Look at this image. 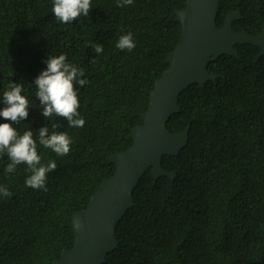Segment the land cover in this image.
I'll use <instances>...</instances> for the list:
<instances>
[{"label":"trees","instance_id":"trees-1","mask_svg":"<svg viewBox=\"0 0 264 264\" xmlns=\"http://www.w3.org/2000/svg\"><path fill=\"white\" fill-rule=\"evenodd\" d=\"M90 0L87 15L61 23L52 0H0V109L4 93L21 88L27 116L10 123L18 135L31 131L38 154L56 161L45 188L25 186L27 164L0 154V264H51L71 249V220L85 209L103 178L115 171L110 155L129 149L131 129L141 125L156 79L170 68L166 58L181 36L176 11L186 0ZM229 11L241 18L235 31L264 29V0H220L221 27ZM131 33L135 47L118 49ZM101 51L97 52V47ZM239 57L221 55L207 70L218 75L204 86L193 83L179 96L180 112L167 129L189 139L162 166L176 173L141 177L129 208L116 227L117 249L104 264H264V55L250 44H233ZM83 70L74 82L85 120L70 128L65 117L44 114L36 79L50 58ZM67 132V155L39 143L40 130Z\"/></svg>","mask_w":264,"mask_h":264},{"label":"water","instance_id":"water-1","mask_svg":"<svg viewBox=\"0 0 264 264\" xmlns=\"http://www.w3.org/2000/svg\"><path fill=\"white\" fill-rule=\"evenodd\" d=\"M219 5L220 0H186L185 7L176 11L181 36L166 58L169 70L155 80L148 108L140 114L143 123L131 129L133 144L110 155L113 175L103 178L87 207L72 216L74 245L63 249L51 264H104L118 247L116 227L133 207V192L146 171L151 169L155 180L175 181L176 173L166 171L162 159L177 156L188 143L190 125L178 133L167 129L170 116L181 110L180 94L193 83L203 87L215 81L218 75L210 74L207 65L221 55L238 58L233 44L257 46L264 55V29L258 35L233 30L232 23L241 18L239 11H229L224 24L217 27Z\"/></svg>","mask_w":264,"mask_h":264},{"label":"clouds","instance_id":"clouds-1","mask_svg":"<svg viewBox=\"0 0 264 264\" xmlns=\"http://www.w3.org/2000/svg\"><path fill=\"white\" fill-rule=\"evenodd\" d=\"M131 4L132 0H126ZM117 6L122 7L119 0ZM90 7V0H52L51 11L61 22H70L81 14L87 15ZM118 49L131 51L135 47L131 33L121 35L116 43ZM96 51H101L98 46ZM65 56L50 58L47 68L36 79L38 87L37 96L44 104V114L56 113L58 116L67 118L70 128H82L85 120L80 116L77 109L80 107L77 90L74 89V82L83 85L85 81L79 80L78 76L83 75V70L66 63ZM7 107L0 109V117L15 122L19 117L27 116V99L21 95V88L14 87L11 91L4 93ZM39 143L44 148L50 149L57 156L67 155L70 151L72 140L67 132H53L48 135V129L42 128L39 133ZM7 153L12 158V164L5 169V173L13 172L14 165L24 162L30 173L25 178V186L33 189H44L48 173L57 168L56 161L47 159L42 161L45 155L38 154L37 143L33 139L31 131L18 135L10 123H0V154ZM0 192L4 196L10 195L8 189L0 185Z\"/></svg>","mask_w":264,"mask_h":264}]
</instances>
